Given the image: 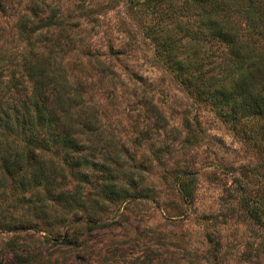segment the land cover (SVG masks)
<instances>
[{
	"label": "rangeland",
	"instance_id": "374dc122",
	"mask_svg": "<svg viewBox=\"0 0 264 264\" xmlns=\"http://www.w3.org/2000/svg\"><path fill=\"white\" fill-rule=\"evenodd\" d=\"M230 1L241 58L179 0H0L1 120L23 103L36 63L62 125L96 162L86 183L60 151L43 154L64 169L51 190L22 189L0 159V264H264V116L222 120L186 82L235 78L240 63L261 85L264 36ZM162 40L176 47L168 61ZM2 130L0 156L21 150ZM102 182L126 193L109 199ZM76 188L78 206L54 197Z\"/></svg>",
	"mask_w": 264,
	"mask_h": 264
},
{
	"label": "trees",
	"instance_id": "16d2710c",
	"mask_svg": "<svg viewBox=\"0 0 264 264\" xmlns=\"http://www.w3.org/2000/svg\"><path fill=\"white\" fill-rule=\"evenodd\" d=\"M149 1L153 2L154 5L164 2V0ZM263 1L241 0L240 11H242L246 26L250 27L255 34L264 36V23L260 22L259 15ZM179 3V9L181 7L200 9L201 15L205 16L201 27L204 31L203 35L219 37L224 42L231 43L230 47L231 50H234V56L241 58L238 53L241 49L239 45L241 40L236 37V30H233L228 20L232 14L228 9L232 1L179 0ZM206 12L207 15H205ZM256 20H259L260 25L256 23ZM162 42L156 54L163 57L164 61L165 59L168 61L169 54L176 47L165 43L163 40ZM256 58L260 60V56L257 54L250 59ZM180 64L181 61L178 59L177 65ZM43 70L36 63H30L26 66L24 73L26 79L30 81L29 93L24 96L23 103L13 109L10 119L6 116L1 120L0 117L2 132L6 130V134H12L13 137L18 138L22 145L19 151H9L8 149L3 151L0 156L2 161L1 175L8 177L22 189L31 188L36 183L43 182L44 187L52 190L62 183L55 182V177L60 176V180L64 177L62 173L64 170L62 166H64L81 182L87 183L89 179L87 172L83 169L92 167L96 162L88 160L85 155L81 154L85 149L84 143L78 139L77 135L62 125L58 111L53 107L49 97L50 83ZM234 70L235 78L229 77V74L233 72L230 70L231 72L225 77L207 85L204 84V80L201 81L191 74H186L188 76L186 82L196 89L197 96L205 95L211 101L215 106V114L222 120L239 124L244 118L263 117L264 77L260 76L262 78L261 85L255 90L253 85L249 84L251 71L246 66L242 67L239 63V66H235ZM55 151H60L62 154V166H57L56 171L48 168L45 164L46 160L43 158V154H51ZM73 153H80V155L73 156ZM99 189L102 195L112 200L119 199L126 193L125 189L116 188L106 182L100 183ZM56 193L54 197L62 200L64 206H78L83 202L80 188L74 189L69 195H64L60 190Z\"/></svg>",
	"mask_w": 264,
	"mask_h": 264
}]
</instances>
